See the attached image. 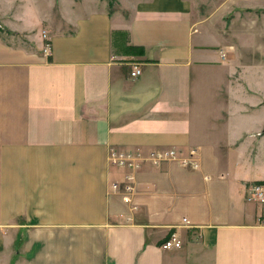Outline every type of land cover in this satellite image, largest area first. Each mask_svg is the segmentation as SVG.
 <instances>
[{"label":"crops","instance_id":"crops-1","mask_svg":"<svg viewBox=\"0 0 264 264\" xmlns=\"http://www.w3.org/2000/svg\"><path fill=\"white\" fill-rule=\"evenodd\" d=\"M75 1L9 2L0 31V264H264V203L247 198L264 98L237 16L254 0ZM112 147L196 148L199 166L146 160L129 179ZM173 232L183 245L162 248Z\"/></svg>","mask_w":264,"mask_h":264},{"label":"rangeland","instance_id":"rangeland-1","mask_svg":"<svg viewBox=\"0 0 264 264\" xmlns=\"http://www.w3.org/2000/svg\"><path fill=\"white\" fill-rule=\"evenodd\" d=\"M38 1H39L40 8L43 10V12H46L48 10H51V11L53 9L56 10L57 7L62 6V5L72 6L73 5L72 3L75 0H38ZM112 1L113 3L110 6L113 7L112 9H117L114 7V6H117L116 1L115 0H112ZM193 1L197 4L198 7H200V5L203 6V3H202L203 0H193ZM9 2L11 6L10 8H12L15 11L21 9L22 6L25 4V0H0V31L5 30L3 27L5 25L4 17L7 16V12L9 10L8 9ZM76 2L77 0L75 1V3ZM207 3H210V2L208 1ZM239 7L241 9H245L244 8L245 6L242 3L239 4ZM47 13H50V11H48ZM241 13L243 14V17H246L247 15H251V17L253 18L254 25H251V36H247L245 31L243 32L240 31L241 33L240 36H241L242 46L244 48L251 47V83L257 88V91L260 92V93H251V101H256V100H259L260 98H264V67H261V63H260L262 59L261 62L264 64V56L262 57L260 54L262 53L261 48H260V45H261L260 33L264 34V28L262 29L259 28L260 24H262L264 27V0H254L253 4H251L250 13L242 10L237 14V16ZM243 28H245L243 25L240 26V30H242ZM254 28H256V33H253ZM262 40L264 43V39ZM240 76L241 75H238V78H235L234 80L236 82L238 81L241 82L243 79ZM224 83L225 84H223V87L225 86V88L223 90L224 91L223 97H224V94L227 93L226 80L224 81ZM207 85L211 88L213 86L212 83L210 82H208ZM244 85H245V82H244ZM237 86H241V85L238 84ZM241 92L242 91H240V95H241ZM203 96L206 101H214V94L211 92V90L209 94H206ZM222 101L227 102V99H225L224 97Z\"/></svg>","mask_w":264,"mask_h":264},{"label":"built area","instance_id":"built-area-1","mask_svg":"<svg viewBox=\"0 0 264 264\" xmlns=\"http://www.w3.org/2000/svg\"><path fill=\"white\" fill-rule=\"evenodd\" d=\"M49 48V45H46V50ZM221 54L226 56V53L221 50ZM142 72V66L140 63H133L131 69V76L137 77ZM197 149L192 148L189 151L188 156L180 157L179 152L175 148H170L167 150H158L152 149L149 152H144L141 148L136 149H118L112 147L109 153V162L115 166L123 167L128 171L127 177L129 179L134 178L133 171L141 168L142 164L146 160H150L154 165H160L162 162L167 160H180L184 165H190L192 167L197 168L199 166V162L196 158ZM119 183L113 182L112 187L114 190L119 189ZM247 198L249 200L256 201L258 203H264V181H258L253 183L249 187V191L247 194ZM186 223H189L187 218H184ZM182 240L180 239L177 232H173L167 237L161 244V247L164 249H169L173 247H181Z\"/></svg>","mask_w":264,"mask_h":264},{"label":"trees","instance_id":"trees-1","mask_svg":"<svg viewBox=\"0 0 264 264\" xmlns=\"http://www.w3.org/2000/svg\"><path fill=\"white\" fill-rule=\"evenodd\" d=\"M111 2L113 1L111 0ZM114 36L117 37L118 39H127L128 37L126 31H122V30L115 31Z\"/></svg>","mask_w":264,"mask_h":264}]
</instances>
